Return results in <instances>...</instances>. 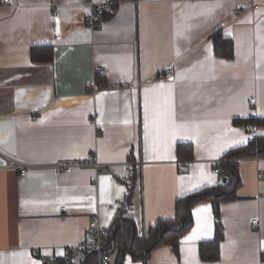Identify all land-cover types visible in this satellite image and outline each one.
<instances>
[{
	"label": "crops",
	"instance_id": "0c3cea01",
	"mask_svg": "<svg viewBox=\"0 0 264 264\" xmlns=\"http://www.w3.org/2000/svg\"><path fill=\"white\" fill-rule=\"evenodd\" d=\"M6 1L0 264H49L86 236L94 218L108 229L135 173L125 214L144 235L175 216L179 198L218 186L213 166L222 180L219 164L229 151L264 136V126L253 124L251 134L235 123L264 118V0H120L98 28L85 25L86 0ZM217 31L232 42V58L213 52ZM44 45L52 46L53 60L33 62L30 49ZM161 69L173 74L159 81ZM179 143L191 144V160L177 158ZM91 156L101 165L95 182L92 168L53 169ZM12 162L25 167L24 176ZM237 171L235 198L218 205L219 260L198 255L199 243L215 232L208 200L191 208L192 227L177 254L160 245L145 259L125 254L122 264H264V158L240 159ZM81 257L68 259L80 264Z\"/></svg>",
	"mask_w": 264,
	"mask_h": 264
},
{
	"label": "trees",
	"instance_id": "16d2710c",
	"mask_svg": "<svg viewBox=\"0 0 264 264\" xmlns=\"http://www.w3.org/2000/svg\"><path fill=\"white\" fill-rule=\"evenodd\" d=\"M213 52L218 57L230 59L233 55V45L229 39L221 35L219 31L212 36ZM30 58L33 62H51L53 60V48L50 45L34 46L30 49ZM235 123L256 124L264 126V118H249L248 120H235ZM179 160H191L193 157L191 144L179 143L176 148ZM250 157L264 158V136H256L248 145L235 148L229 151L221 160L223 179L216 187L203 189L193 194L179 198L175 203V216L172 219H159L149 226L144 235H139L134 222L126 216L127 207L132 201V192L135 187L136 173L130 177L127 192L121 201L114 222L108 227L110 248L107 254H115L113 264H122L125 254H129L133 260L145 259L148 254L157 246L169 244L174 253L177 254L180 237L192 227L191 208L195 203L210 200L214 214L215 232L209 241L199 243L198 255L202 261H217L220 258L219 247L223 241V227L220 223L219 202L223 199H234V190L239 186L240 181L237 171V161ZM80 264H96V258L92 254H85L81 257ZM53 264H73L71 259H55Z\"/></svg>",
	"mask_w": 264,
	"mask_h": 264
},
{
	"label": "built area",
	"instance_id": "2783aa9c",
	"mask_svg": "<svg viewBox=\"0 0 264 264\" xmlns=\"http://www.w3.org/2000/svg\"><path fill=\"white\" fill-rule=\"evenodd\" d=\"M5 3H8L6 0H2ZM120 0H102L100 3H95L92 0H86L84 3V7L89 8L91 11L88 12L86 18L84 20L85 25L91 28H98L99 24L101 23L102 19L105 15H113L115 13V8L118 5ZM255 9H258L257 6H254ZM52 14L54 17L57 16L56 9H53ZM105 75L106 72H103ZM173 74V69H161L156 74V79L161 81L162 79L166 78L169 75ZM248 102L253 105L255 103V97H251L248 99ZM248 133L255 134L256 127L254 125L247 126ZM224 162L230 161L229 159L222 160ZM12 164L20 167L19 174L24 176L25 170L24 166L21 164H16L12 162ZM213 174L218 176V181L221 182V175L220 170L217 166H213ZM75 168H92L96 171V174L90 178V181H97V175L100 173L101 165L97 162L94 157H88L82 161L77 162V164H62V165H54L53 169L56 173H63V172H70L72 169ZM259 217L253 216L250 220V224L253 228H257L259 226ZM86 236L79 241V243L75 246L66 247L62 249L60 252V257L63 259L69 258L75 255H85V254H92L97 259L98 264H110L112 258L110 255L107 254V251L110 248V240H109V230L102 226L98 219L94 218L91 220L86 228ZM33 255L37 256V252L33 251ZM54 256L48 259V263L55 262Z\"/></svg>",
	"mask_w": 264,
	"mask_h": 264
},
{
	"label": "rangeland",
	"instance_id": "374dc122",
	"mask_svg": "<svg viewBox=\"0 0 264 264\" xmlns=\"http://www.w3.org/2000/svg\"><path fill=\"white\" fill-rule=\"evenodd\" d=\"M247 131H248V130H247ZM222 159L224 160V159H228V158H222Z\"/></svg>",
	"mask_w": 264,
	"mask_h": 264
},
{
	"label": "snow or ice",
	"instance_id": "6c2138e0",
	"mask_svg": "<svg viewBox=\"0 0 264 264\" xmlns=\"http://www.w3.org/2000/svg\"><path fill=\"white\" fill-rule=\"evenodd\" d=\"M192 237H189V239H191Z\"/></svg>",
	"mask_w": 264,
	"mask_h": 264
}]
</instances>
